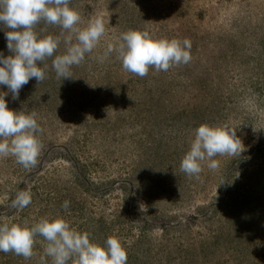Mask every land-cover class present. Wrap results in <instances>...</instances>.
I'll return each instance as SVG.
<instances>
[{
    "label": "rangeland",
    "instance_id": "obj_1",
    "mask_svg": "<svg viewBox=\"0 0 264 264\" xmlns=\"http://www.w3.org/2000/svg\"><path fill=\"white\" fill-rule=\"evenodd\" d=\"M86 27L97 15L105 35L73 78L52 67L60 43L7 106L35 111L43 129L38 163L26 171L0 158V222L62 216L103 244L118 236L127 264H264V0H71ZM145 30L191 41V61L141 78L125 71L109 43ZM0 24V53L11 55ZM41 35L61 28L38 24ZM67 35V33H65ZM63 41V36L60 37ZM236 128L242 152L202 162L199 177L180 170L201 124ZM223 183V184H222ZM32 202L11 206L18 191ZM64 201L70 202L67 210ZM143 209V210H142ZM30 259L0 252V264H51L37 235Z\"/></svg>",
    "mask_w": 264,
    "mask_h": 264
},
{
    "label": "clouds",
    "instance_id": "obj_2",
    "mask_svg": "<svg viewBox=\"0 0 264 264\" xmlns=\"http://www.w3.org/2000/svg\"><path fill=\"white\" fill-rule=\"evenodd\" d=\"M70 3L71 0H0V24L9 29L5 37L12 53L7 57L0 53V85L7 86L14 100L30 79L34 78L38 84L45 80L40 65L53 57L61 42L65 53L56 55L52 61L60 80L73 78L71 67L80 65L105 35V22L100 15L90 19L86 27H78L81 16ZM41 22L59 26L60 36L39 35L35 28ZM191 46L187 38L181 41L157 37L145 30H128L121 34L117 45L109 43L98 59L102 63L115 52L125 71L143 78L150 68L167 72L173 66L188 64L192 59ZM7 94L0 92V158L13 157L17 164L31 171L43 148L39 138L43 129L35 111L9 109ZM242 146L236 128L229 124H201L194 130V139L181 160L180 170L190 178H198L202 162H208L209 170H218L219 161L215 158L239 155ZM31 202V192L21 190L11 206L23 210ZM69 207L70 202L64 201L62 208ZM37 235L47 242L44 254L51 258V264H127V250L118 236H109L100 244L92 241L89 233L72 227L62 216L42 217L32 224L0 222V252L30 259Z\"/></svg>",
    "mask_w": 264,
    "mask_h": 264
}]
</instances>
